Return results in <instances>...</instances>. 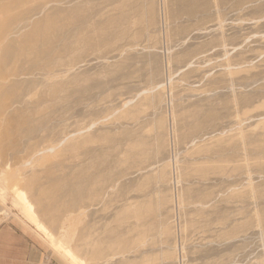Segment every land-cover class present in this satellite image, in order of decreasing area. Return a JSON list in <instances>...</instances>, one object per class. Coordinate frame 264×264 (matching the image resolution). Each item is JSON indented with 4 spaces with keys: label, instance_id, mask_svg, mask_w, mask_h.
Masks as SVG:
<instances>
[{
    "label": "rangeland",
    "instance_id": "374dc122",
    "mask_svg": "<svg viewBox=\"0 0 264 264\" xmlns=\"http://www.w3.org/2000/svg\"><path fill=\"white\" fill-rule=\"evenodd\" d=\"M0 240L264 264V0H0Z\"/></svg>",
    "mask_w": 264,
    "mask_h": 264
},
{
    "label": "crops",
    "instance_id": "0c3cea01",
    "mask_svg": "<svg viewBox=\"0 0 264 264\" xmlns=\"http://www.w3.org/2000/svg\"><path fill=\"white\" fill-rule=\"evenodd\" d=\"M5 249V251H3ZM13 247L8 242L0 240V264H31L27 257H14L9 255ZM7 250V252H6Z\"/></svg>",
    "mask_w": 264,
    "mask_h": 264
},
{
    "label": "bare ground",
    "instance_id": "6f19581e",
    "mask_svg": "<svg viewBox=\"0 0 264 264\" xmlns=\"http://www.w3.org/2000/svg\"><path fill=\"white\" fill-rule=\"evenodd\" d=\"M40 24H42V22L38 23L37 26L36 25L35 26L39 29Z\"/></svg>",
    "mask_w": 264,
    "mask_h": 264
}]
</instances>
